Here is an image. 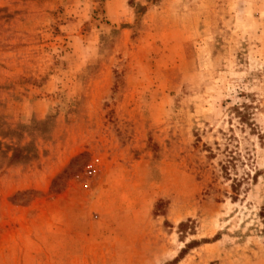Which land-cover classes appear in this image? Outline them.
Returning a JSON list of instances; mask_svg holds the SVG:
<instances>
[{
    "label": "rangeland",
    "instance_id": "obj_1",
    "mask_svg": "<svg viewBox=\"0 0 264 264\" xmlns=\"http://www.w3.org/2000/svg\"><path fill=\"white\" fill-rule=\"evenodd\" d=\"M0 264H264V0H0Z\"/></svg>",
    "mask_w": 264,
    "mask_h": 264
},
{
    "label": "trees",
    "instance_id": "obj_2",
    "mask_svg": "<svg viewBox=\"0 0 264 264\" xmlns=\"http://www.w3.org/2000/svg\"><path fill=\"white\" fill-rule=\"evenodd\" d=\"M39 124L41 125V124H43V122H36V123H35V125H39ZM17 152H20V150H19V151L17 150ZM14 156H15V155H13V157H14ZM25 157H26V156H25ZM232 189H235V186H232Z\"/></svg>",
    "mask_w": 264,
    "mask_h": 264
}]
</instances>
